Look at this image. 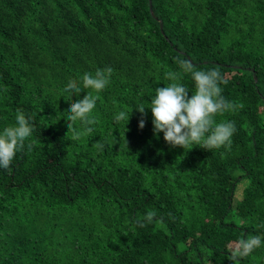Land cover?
Masks as SVG:
<instances>
[{
    "label": "trees",
    "instance_id": "obj_1",
    "mask_svg": "<svg viewBox=\"0 0 264 264\" xmlns=\"http://www.w3.org/2000/svg\"><path fill=\"white\" fill-rule=\"evenodd\" d=\"M177 59L218 68L242 105L216 117L235 123L230 150L171 148L150 108L139 128ZM109 66L95 131L73 140L64 88ZM17 109L35 131L0 169V264H231L264 238V0H0V131ZM240 264H264V244Z\"/></svg>",
    "mask_w": 264,
    "mask_h": 264
},
{
    "label": "clouds",
    "instance_id": "obj_2",
    "mask_svg": "<svg viewBox=\"0 0 264 264\" xmlns=\"http://www.w3.org/2000/svg\"><path fill=\"white\" fill-rule=\"evenodd\" d=\"M179 72L169 71L165 79L170 81L165 87L155 89L151 98L150 107L140 104L134 108L141 114L139 128L145 127L147 113L150 108L152 114L153 134L158 139L163 133V139L171 148L191 150L200 147L206 151L224 148L230 150L232 137L237 131L232 121L217 122L216 117L228 112H235L242 105L228 101L223 95L222 84L227 81L223 78L218 68L198 70L189 60L177 59ZM114 69L112 67L98 68L95 73L86 72L80 80L70 79L64 88L69 93V108L65 111L67 116L68 133L73 140L81 136H91L95 131L93 125L97 123L93 112L99 95L111 82ZM182 74L191 75L194 82V91H191L181 82ZM91 90V91H86ZM81 92H86L82 99L72 100L73 95L79 97ZM133 111V110H132ZM131 111V113H132ZM131 113L120 111L114 116L119 123H129ZM77 124L79 127H77ZM35 131L34 123L30 116H26L22 109L16 110L15 123L4 127L0 131V169L11 172L13 161L18 153L31 151L33 144L30 138ZM97 147L103 145L97 143ZM156 217L155 212H148L142 220H138L140 227L151 224ZM264 244V238L259 235L240 239L237 247L230 253L228 259L231 264H240V260L252 254Z\"/></svg>",
    "mask_w": 264,
    "mask_h": 264
},
{
    "label": "water",
    "instance_id": "obj_3",
    "mask_svg": "<svg viewBox=\"0 0 264 264\" xmlns=\"http://www.w3.org/2000/svg\"><path fill=\"white\" fill-rule=\"evenodd\" d=\"M149 3H150V0H149ZM149 9L151 11V5H149ZM160 27H161V22H160ZM251 70H252V68H251ZM253 77H254V79H256L255 75H253Z\"/></svg>",
    "mask_w": 264,
    "mask_h": 264
}]
</instances>
